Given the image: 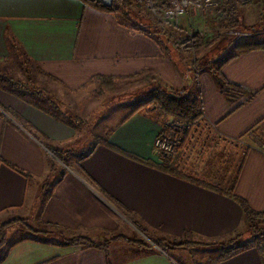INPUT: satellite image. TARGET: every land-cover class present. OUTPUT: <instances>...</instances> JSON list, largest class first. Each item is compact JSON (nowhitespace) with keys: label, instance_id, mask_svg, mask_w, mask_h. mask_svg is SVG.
I'll list each match as a JSON object with an SVG mask.
<instances>
[{"label":"crops","instance_id":"1","mask_svg":"<svg viewBox=\"0 0 264 264\" xmlns=\"http://www.w3.org/2000/svg\"><path fill=\"white\" fill-rule=\"evenodd\" d=\"M251 2L240 10L243 25L251 29L236 37L224 58L230 59L221 66L224 77L243 89L230 102L209 70L224 59L217 65L198 64L192 71L195 60L184 65L170 37L136 30L114 13L81 0H0V66L23 56L41 76H51L72 92L97 75L127 80L150 69L160 86L197 92L199 123L218 138L245 146L224 189L193 166L188 153L182 152L173 163L184 177L94 142L75 168L54 163L51 170L50 149L67 151L77 139L76 128L42 105L0 88V215L31 216L50 179L48 198L42 205L38 201L37 221L100 240L111 236L137 240L136 231L147 243L121 238L112 240L105 251L20 242L0 264H204L221 252V246H211L213 242L247 233L239 199L264 211V46L235 49L239 43H264V36L257 33L264 18ZM200 23L186 13L174 25L187 35L189 26ZM164 119L154 108L130 111L110 127L108 142L160 164L152 143ZM58 168L66 170L63 176L56 173ZM159 240L194 244L161 247ZM213 264H264V251L250 247Z\"/></svg>","mask_w":264,"mask_h":264},{"label":"rangeland","instance_id":"2","mask_svg":"<svg viewBox=\"0 0 264 264\" xmlns=\"http://www.w3.org/2000/svg\"><path fill=\"white\" fill-rule=\"evenodd\" d=\"M251 3L254 8L260 10L264 18V0H252ZM123 12H126V14ZM123 12L121 14L118 13L121 20L127 25L133 26L134 29L143 28L144 30L146 28H153L154 30L160 31L164 38H167V36L170 37V41L181 52L180 59L184 60V65L186 66L191 65L190 62L193 60L200 66L208 65L211 61L217 65L227 56V51H231L234 42L238 40L236 34L233 33V29L226 30L221 27L216 11L213 13L199 14L192 10L187 12V14H191L194 18L201 20V23L198 27L189 26V31L191 33L199 32L206 40V44L196 51L188 52L183 49L182 45V40L187 36L186 33L174 24L159 22L144 6L137 3L136 0L133 1L130 10L126 11L124 9ZM137 21L141 25L139 23L137 24ZM239 31L242 32L243 30ZM257 33L263 38L264 25L259 27ZM180 45L182 49L179 48ZM0 67L5 68V71L0 70V72L5 73L11 79L21 82L28 87L27 89L12 88V92L6 89L3 90L23 100L42 105L47 111L61 119L71 122L76 128V141L69 146L67 151H62V160L55 158L53 155L54 157H51L50 161L51 164H65L70 168H75L79 159L88 151L92 143H95L94 137L104 136L110 127L134 109L154 108L162 116L154 105L149 104L138 108L144 102L150 90L159 86L156 81L157 79L147 80L143 75L127 80L114 79L111 84L106 85L107 87L96 82L90 84L88 87H84L82 90L72 92L65 89L64 86L51 77L41 76L30 66V63L23 56L18 55ZM191 92L195 93V91ZM46 98L50 100H46ZM9 113L11 116L13 115L11 112ZM201 116L193 124L188 123L184 128L182 139L176 148V154L173 160L175 162L182 152H185V154L188 153V157L191 158V164L202 168L205 174L209 176L208 179L210 182L224 189V180L230 179L235 175L245 146L239 141H226L215 136L207 126L199 123ZM167 119L175 120L172 117H167L163 120L161 126H163L164 121ZM159 157L161 161L164 160L162 156ZM61 170V168H58L56 171V173L58 172V176ZM42 199L43 196L39 197L38 201ZM38 201L32 206L31 216L20 218L24 220L23 223L25 225L19 222H11V220L18 217L12 218L7 215H0V262L20 242L31 241L45 244L33 240H24L11 246L21 238L28 236L35 237L32 234H28L27 227L30 229L29 231L45 230L47 231L46 234L40 233L37 237L54 238L58 242H62L63 236H83L71 232L66 235L60 234L56 228L46 226L44 223L37 221L36 214L40 204ZM132 230L134 231V229ZM134 232L139 239L145 240V236L136 231ZM240 235L237 239L240 242L244 243L250 239L248 232L244 236L242 234ZM260 239L264 246V234L261 235ZM165 243L168 244V242ZM221 243L222 241L213 242L211 246H220ZM46 245L55 246L51 244ZM165 247L167 246L165 245Z\"/></svg>","mask_w":264,"mask_h":264},{"label":"trees","instance_id":"3","mask_svg":"<svg viewBox=\"0 0 264 264\" xmlns=\"http://www.w3.org/2000/svg\"><path fill=\"white\" fill-rule=\"evenodd\" d=\"M83 3L90 5L96 9L105 11V12H111L114 13L117 18H119V21H121L120 16L118 13H122L124 9L126 11L130 10L133 4L134 0H113L111 5L107 6L104 5L101 0H81ZM250 3V0H219L216 12L219 17V22L220 25L223 29H233V30H247L251 29L250 27H245L242 23L241 19V13L240 10L242 7L248 5ZM126 14V12H123ZM139 22L137 21V24ZM139 25H141L139 23ZM143 25V24H142ZM147 25V24H146ZM149 26V25H147ZM133 27V26H132ZM136 29V28H135ZM136 30L140 31H148L147 33H160V31L154 30L153 28H146L143 30V28H138ZM206 44V41L204 40L203 36L199 32H192L191 35H187L183 40H182V45L185 51L188 52H193L198 50L199 48L203 47ZM264 46V43H239L235 46V49L238 52L244 51V50H249V49H254V48H260ZM230 59V58H228ZM228 59H224L218 66H210L209 70L210 72L215 76L217 83L219 85L220 90L224 94L225 98L233 102L236 100L238 97H240L243 94V89L228 81L224 75L221 72V66L226 62ZM198 63L196 61L193 62L192 64V71H196L198 69ZM46 75V74H45ZM147 79V80H154L157 79L156 76L151 74V70L147 69L139 74H136L135 77H140L142 76ZM51 77V76H48ZM52 78V77H51ZM54 79V78H52ZM114 77L111 76H103V75H97L92 77L88 83L85 85V87H88L90 84L98 82L100 85L107 87L106 85L111 84V82L114 80ZM57 81L56 79H54ZM58 82V81H57ZM0 88L6 89L8 91L12 92V88H20V89H27V85L15 81L11 79L8 75L5 73L0 72ZM36 91V90H35ZM34 91V93H36ZM46 100H50L46 98ZM154 105L160 112V114L167 118V117H172L177 121H183L186 123L193 124V122L202 115V109H201V104L199 100V94L197 92L193 93L191 91H186V90H173V89H168L163 86H158L156 88H153L150 90V92L147 94L146 99L144 102L139 105L138 108L143 107L145 105ZM136 108V109H138ZM135 110V109H134ZM136 111V110H135ZM52 114V113H51ZM53 115V114H52ZM110 129L104 134V136L94 137L95 144L98 143H103L106 146H109L116 151L134 159L140 162H143L145 164L149 165H155L165 171L171 172L175 175L179 176H184L177 168L173 167V162L174 160H167L164 159L163 161H160V164H155L151 160L148 159H142L138 157L137 155L127 153L125 151H122L121 149L115 147L111 143L108 142V134H109ZM52 154L55 156V158H58L59 160H62V151L61 149H55L51 148L50 149ZM6 164L14 169L15 171L21 173L24 175L26 178H29L30 175L26 172H24L22 169L17 167L14 164L6 162ZM53 165L51 164V170ZM65 169L62 168L59 176H63L65 173ZM185 177V176H184ZM52 182L47 180L44 185H43V199L41 200V205L44 204L45 200L49 196V192L47 190L51 189ZM226 193H231V188ZM239 202L241 204V207L243 209V213L245 215L246 221L248 223V228L247 232L248 235H250V239L246 242H240L237 240L241 235L236 234L233 237H230L220 244L221 246V252L220 254L205 262L204 264H213L218 261L233 257L234 255L250 248V247H257L260 252L264 251L262 242H261V235L264 234V211H256L253 210L248 206V204L245 202L243 199H239ZM11 222H19L22 225H25L23 222L24 220L20 218H16L14 220H11ZM44 225L56 228L60 234H70L71 230L65 226H61L55 223H49L46 222ZM263 229V230H262ZM26 230H28V234H32L33 236H28L25 238H21L18 241L14 242L11 246L15 245L16 243L24 240H33V241H38L42 242L45 244H51V245H63V246H70V247H78V246H83V247H95L99 249H104L105 251L108 248V245L112 240L115 239H124L126 241H131L133 243H136L138 245H143L147 246V243L141 239L137 240H130L128 238H123L122 236H113L109 239H92L86 236H80V235H73L71 237H62V242L56 241L54 238H38L37 235L40 233L46 234L47 231L43 230H32L29 231L30 229L27 227ZM156 244L161 247H165V245L169 246H178V245H193V242L189 241H181V242H168L163 243L161 240L156 241ZM10 246V247H11ZM109 264V263H108Z\"/></svg>","mask_w":264,"mask_h":264},{"label":"built area","instance_id":"4","mask_svg":"<svg viewBox=\"0 0 264 264\" xmlns=\"http://www.w3.org/2000/svg\"><path fill=\"white\" fill-rule=\"evenodd\" d=\"M136 2L144 6L159 22L176 24L180 15L192 10L199 14L215 12L219 0H136ZM233 33L240 37L243 32L233 30ZM187 35H191V32L189 31ZM187 125L188 123L183 121L165 120L152 143L154 154L173 160L182 139V132Z\"/></svg>","mask_w":264,"mask_h":264},{"label":"water","instance_id":"5","mask_svg":"<svg viewBox=\"0 0 264 264\" xmlns=\"http://www.w3.org/2000/svg\"><path fill=\"white\" fill-rule=\"evenodd\" d=\"M112 1H113V0H101V2H102L104 5H107V6L111 5Z\"/></svg>","mask_w":264,"mask_h":264}]
</instances>
